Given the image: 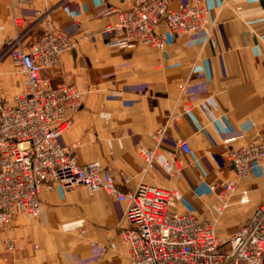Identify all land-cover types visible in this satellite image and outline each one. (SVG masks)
Instances as JSON below:
<instances>
[{"label":"crops","instance_id":"0c3cea01","mask_svg":"<svg viewBox=\"0 0 264 264\" xmlns=\"http://www.w3.org/2000/svg\"><path fill=\"white\" fill-rule=\"evenodd\" d=\"M126 1L0 0V105L24 86L6 52L17 34L33 42L47 23L73 37L87 33L62 54L60 68L42 70L52 84L71 82L82 92L80 108L66 111L71 124L58 144L78 142L76 162L99 161L122 191L139 182L176 190L171 209L213 219L217 236L226 240L264 203V160L241 177L226 160L229 148L264 143V0H203L210 32L177 38L161 24L163 50L108 44L103 27L114 17L111 9ZM37 11L45 14L38 21ZM158 128L164 131L159 144L151 137ZM181 138L191 151L178 153L184 164L178 176H169L159 161L144 169L140 145L164 156ZM227 181L234 183L231 190L222 186ZM124 210L123 201L102 189L90 194L80 185L55 183L41 191L37 216L18 214L0 227V264H127L119 236Z\"/></svg>","mask_w":264,"mask_h":264},{"label":"built area","instance_id":"2783aa9c","mask_svg":"<svg viewBox=\"0 0 264 264\" xmlns=\"http://www.w3.org/2000/svg\"><path fill=\"white\" fill-rule=\"evenodd\" d=\"M169 1L127 0L123 7L112 8L114 17L103 27L110 36L108 44L145 43L163 50L166 32L157 29L161 24L177 38L199 30L210 32L213 21L203 0L174 9L169 8ZM36 14L37 21L45 15ZM22 36L11 39L6 52L23 75L24 86L0 105L2 229L9 227L15 215L37 216L43 189L55 183L66 188L80 185L90 194L102 189L125 203L119 236L126 245L127 264H264V203L228 239L221 240L213 219L171 209L179 198L176 190L139 182L133 190L122 191L99 161L77 163L72 151L78 142L63 146L57 139L71 124L66 111L75 112L82 105V92L71 82L52 84L42 70L60 68L62 54L74 49L88 34L73 37L47 23L33 42H23ZM189 106L187 102L185 108ZM163 134L158 128L151 137L159 144ZM190 151L183 138L164 156L157 153V147L138 148L144 169L159 161L169 176H178L184 166L178 153ZM226 160L236 176H246L252 163L264 160V143L229 148ZM222 186L231 190L234 183L227 181ZM216 188V183L210 185L212 191ZM5 247H14L10 238Z\"/></svg>","mask_w":264,"mask_h":264},{"label":"rangeland","instance_id":"374dc122","mask_svg":"<svg viewBox=\"0 0 264 264\" xmlns=\"http://www.w3.org/2000/svg\"><path fill=\"white\" fill-rule=\"evenodd\" d=\"M19 22V21H18ZM202 202L200 201V202H198V206H201L202 208H199V209H201L202 211H204L205 209H207V205H205V204H201Z\"/></svg>","mask_w":264,"mask_h":264}]
</instances>
